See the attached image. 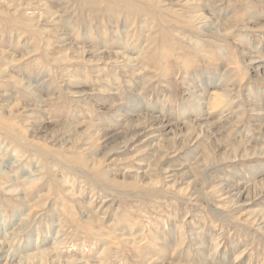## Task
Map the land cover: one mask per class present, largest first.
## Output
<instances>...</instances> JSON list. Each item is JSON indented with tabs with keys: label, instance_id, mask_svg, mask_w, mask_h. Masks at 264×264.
Masks as SVG:
<instances>
[{
	"label": "rangeland",
	"instance_id": "rangeland-1",
	"mask_svg": "<svg viewBox=\"0 0 264 264\" xmlns=\"http://www.w3.org/2000/svg\"><path fill=\"white\" fill-rule=\"evenodd\" d=\"M0 264H264V0H0Z\"/></svg>",
	"mask_w": 264,
	"mask_h": 264
},
{
	"label": "bare ground",
	"instance_id": "bare-ground-1",
	"mask_svg": "<svg viewBox=\"0 0 264 264\" xmlns=\"http://www.w3.org/2000/svg\"><path fill=\"white\" fill-rule=\"evenodd\" d=\"M214 94H216V93H214Z\"/></svg>",
	"mask_w": 264,
	"mask_h": 264
}]
</instances>
